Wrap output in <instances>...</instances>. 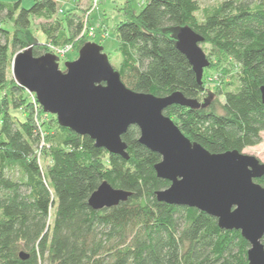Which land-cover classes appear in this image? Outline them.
I'll use <instances>...</instances> for the list:
<instances>
[{
	"label": "trees",
	"instance_id": "obj_1",
	"mask_svg": "<svg viewBox=\"0 0 264 264\" xmlns=\"http://www.w3.org/2000/svg\"><path fill=\"white\" fill-rule=\"evenodd\" d=\"M34 1L26 9L20 0L0 2V264H250V244L239 230L158 200L157 192L171 185L156 173L161 155L140 143L137 127L122 137L126 159L63 128L55 115L42 126L36 122L28 91L8 80L12 53L31 47L39 57L52 53L50 46L73 44L78 55L93 43L87 33L81 37L83 30L96 25L74 8L57 18L70 0ZM125 8L127 18L114 30L123 60L113 67L129 89L160 98L180 92L193 101L164 114L211 153L262 143L264 0H225L204 9L198 0H146L138 14L129 3ZM34 19L43 20L45 43L32 35ZM185 26L204 38L203 46L238 64L222 88L224 102H201L205 83L177 47ZM19 109L23 120L11 114ZM39 112L45 113L42 106ZM256 181L264 187V177ZM103 182L130 196L112 208H92L90 196Z\"/></svg>",
	"mask_w": 264,
	"mask_h": 264
},
{
	"label": "water",
	"instance_id": "obj_2",
	"mask_svg": "<svg viewBox=\"0 0 264 264\" xmlns=\"http://www.w3.org/2000/svg\"><path fill=\"white\" fill-rule=\"evenodd\" d=\"M177 47L190 61L202 83L210 60L202 49L204 38L185 26L177 35ZM61 70L53 53L35 57L31 47L17 53L15 80L35 94L44 112L55 115L63 128L90 136L96 147L128 158L122 137L131 126L140 130L139 141L161 155L158 176L170 182L157 192L158 200L174 206L196 208L218 219L223 230H239L250 244V264H264V164L238 150L214 154L186 138L164 111L172 105L193 106L180 92L157 97L129 89L98 43H87L79 58ZM262 102L264 103V86ZM130 193L103 182L90 196L96 210L112 208ZM21 258L26 257L21 254Z\"/></svg>",
	"mask_w": 264,
	"mask_h": 264
},
{
	"label": "rangeland",
	"instance_id": "obj_3",
	"mask_svg": "<svg viewBox=\"0 0 264 264\" xmlns=\"http://www.w3.org/2000/svg\"><path fill=\"white\" fill-rule=\"evenodd\" d=\"M3 1L13 3L14 1L18 0H0V2ZM20 1L22 2V7L25 9L31 7L35 3L34 0ZM145 1L146 0H98V3L95 4V0H81L79 3H77L76 0H70L59 9L60 13L57 18H64L67 13H70L68 9L72 10L73 8L76 12L81 14V16L85 17V21L88 18V16L86 17V14H91L90 21L96 26H102L100 27V29H97L96 35L91 39L92 42L101 44L103 53L109 55L111 65H114L117 69H119L123 59L121 53L119 52L120 42L117 39L116 32L114 31L115 27L118 23L126 20L127 15L125 7L127 3H129V6L134 10L135 13L138 14L142 10L141 7L144 5ZM223 1L225 0H198L199 5L202 9H204V7L218 5ZM196 16H198L199 20L203 19L201 12H198ZM42 23L43 20L34 19L31 23V32L33 37L37 39L38 42L40 41L42 43H45L46 36L42 34L40 30V26L42 25ZM7 25L8 28L12 31V24ZM102 28H104L105 30L103 31ZM85 34L86 33H84L81 37L83 38ZM87 34L89 35L88 32ZM201 47L207 54L208 60H210V66L204 70L205 73L203 81L205 83V92L201 97V102H205L208 99H214L215 101L224 102V96H222L221 93L222 88L227 83H229L233 74H236L240 71V68L238 64L235 63L232 59H224L223 56L212 49L210 45H202ZM49 50L58 57L59 65L61 67V70L63 71H66V67H64V64L66 62H73V60L79 58V54L77 55L76 46H74L73 44L70 45V49L68 50H63L62 48L59 49L54 46H50ZM16 55L13 53L11 55L12 59L8 68V80L17 83V80H15L14 77L13 69V62ZM26 100L34 104L37 112L35 120L40 124V126L50 120L52 116L51 114H48L46 112L41 114V112H39L41 106L37 101L35 94L27 92ZM11 114L17 116L19 119H25V114L21 109H19V111L12 110ZM262 136L263 141L261 144L256 145L255 147H247L246 149H244L243 153L256 157L264 164V133L262 134Z\"/></svg>",
	"mask_w": 264,
	"mask_h": 264
},
{
	"label": "built area",
	"instance_id": "obj_4",
	"mask_svg": "<svg viewBox=\"0 0 264 264\" xmlns=\"http://www.w3.org/2000/svg\"><path fill=\"white\" fill-rule=\"evenodd\" d=\"M95 4H97L98 3V0H95ZM99 28V26H94V27H92V28H90V29H88V30H83V34L84 33H89V35H90V37H94L95 35H96V31H97V29ZM82 34V35H83ZM81 35V36H82ZM63 50H68V49H70V45H67V46H65V47H61ZM61 48H59V49H61Z\"/></svg>",
	"mask_w": 264,
	"mask_h": 264
}]
</instances>
